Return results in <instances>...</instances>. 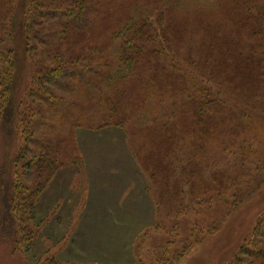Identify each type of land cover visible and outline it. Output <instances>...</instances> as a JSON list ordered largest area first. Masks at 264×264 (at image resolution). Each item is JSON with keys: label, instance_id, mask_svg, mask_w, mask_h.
Here are the masks:
<instances>
[{"label": "rangeland", "instance_id": "rangeland-1", "mask_svg": "<svg viewBox=\"0 0 264 264\" xmlns=\"http://www.w3.org/2000/svg\"><path fill=\"white\" fill-rule=\"evenodd\" d=\"M30 1L0 0V48L10 47L11 29L20 36L11 42L13 101L23 103L17 130L0 123V184L8 187L16 174L24 188L12 226L0 207V264H248L241 249L264 240V0H225L221 12L218 0H195L199 19L167 36L169 59L157 63L167 77L153 81L158 88L140 84L143 94L133 98L120 93L133 83H115L113 92L100 81L40 88L41 72L76 61L79 51L88 58L84 67L117 74L118 24L89 16L94 21L79 47L59 41L56 22L39 24L37 17L73 2ZM234 5L238 23L226 15ZM209 7L214 18L205 19L226 23V42L200 25ZM34 12L26 51L20 22ZM93 76L85 72V79ZM33 89L55 97L54 109L34 99ZM101 93L112 105H94ZM195 102L207 106L198 118L191 116ZM119 104L128 107L122 118ZM180 108L188 118L160 123ZM43 138L61 151L55 162L36 145Z\"/></svg>", "mask_w": 264, "mask_h": 264}, {"label": "trees", "instance_id": "trees-1", "mask_svg": "<svg viewBox=\"0 0 264 264\" xmlns=\"http://www.w3.org/2000/svg\"><path fill=\"white\" fill-rule=\"evenodd\" d=\"M68 1L73 2L72 5H69V7H66L62 11H49L48 13L37 15L38 20L41 19L39 24L44 20L56 22V37L59 41L71 39L77 46L84 48L86 42L82 39L83 37L85 38V35L82 34V32L83 30H89L91 25L90 22L92 23V21H94V18L92 20L89 16H95V20H100L101 22H108L112 19H116L115 23L118 25L116 34L115 32L113 33V39L119 41V47L116 53L120 58V67L117 74L116 71L108 74L101 66V69L84 67L88 58H86L85 52L79 51L80 56H77L78 59L76 61L55 65L54 68L46 69L41 72L39 74V76H41L38 80L40 88H43L42 86L53 87L59 80L66 82L63 88L65 90H71L68 84L69 81H76L82 84V86L91 87H97L100 81L101 89L109 88V92H113L118 86L115 85V83L122 85L133 83L134 85L132 86L124 87L123 92L120 91L122 97L127 98H133V94H143L138 88L140 84H143L142 88H147L148 84H151L152 89L158 88L159 85H153V81L163 82L167 77L165 75L166 70L157 65V63H160L162 55V61L165 62L169 59L168 55H165L164 53L165 44L167 45L168 43L167 36L171 33H174L176 36L182 35L187 32L190 27L195 25L196 20L199 19L195 0H152L151 3L148 0H132L129 2L126 0H77L75 3L73 0ZM218 1L220 5L218 6L219 9L217 12H221L223 11L224 6H226V2L225 0ZM29 2L31 1L25 0V3L29 4ZM141 4L145 6L141 7ZM114 5L116 6L113 7ZM101 6L103 8L102 11L100 9ZM33 9L36 10L35 8ZM237 9L239 8H237L236 5L233 6V11L231 13H228V9H226L227 17L231 16L235 23H238L241 17V11H237ZM205 11L206 15L204 14L202 17L203 19L201 20H206V16L213 17L214 13L211 7ZM35 15L36 12L31 16L24 15L23 21L21 20L20 22L21 32L22 29L24 32V35H22L21 38L26 51L31 50V39L28 35L27 29L29 26H34V24L38 23ZM213 18L209 21L213 20ZM206 21L207 23L201 21L200 24L201 26L205 25L203 28L206 27V36L209 37V31L211 28L212 31L210 32L213 33V30L215 29V35L220 40L226 42V40L229 39L230 36L226 29V23L221 22L218 25L214 23L212 24V22H209L208 20ZM109 23H107V25H109ZM245 26H248L247 23ZM246 28L248 31L251 30L249 27ZM17 34L18 33L15 32V29H11V34L9 35L10 47H8L6 51L4 48H0V123H6L9 121L8 123L14 125L15 130L18 129L20 123L22 124L20 112L23 106V103L19 102L15 105L13 101V83L16 79L14 71H16L17 61L15 59L16 54L14 49L11 47V42H15V44L20 42V36ZM230 42L233 48L238 46V44L232 41ZM226 45L229 46V44ZM232 53L237 54L235 50L232 51ZM73 54L77 55L76 52ZM177 56L179 58V55H174V57ZM90 62L92 61L90 60ZM93 70H95V72ZM85 72L93 73L94 76L85 79ZM112 75H114V77H112ZM127 90L129 91L128 93H126ZM31 96L43 105L54 109L55 97L46 96V94H43L42 90L37 91L36 89L32 90ZM95 98L97 97H91L89 102H92V99ZM104 98H106L107 101L104 100ZM97 99H99V101L94 103V105L99 108L101 105L103 107L112 105L109 95L106 96L104 93H101V98ZM108 102H110V104ZM192 106L195 107V110L193 111H196V113L192 112L191 116L193 118H198V116L202 114H198V112H200V109L206 105H199L195 102ZM115 107L117 109L114 108L116 114L119 118H122L126 114L128 107L121 104L116 105ZM174 111H171L172 117L167 116L172 118L173 121H169L170 119L168 118L160 121V123H164V127L171 123L170 126H173L174 122L180 123L184 120L186 115L181 114V108L179 114ZM160 115V119H162L163 112H161ZM58 116L62 115L58 114ZM186 118L188 117L186 116ZM174 132V129L171 133L168 132V135L171 134L169 136L170 139L173 137L172 133ZM162 133L164 135L166 130H162L158 134V138L163 136ZM47 141L48 140L43 138L39 143H35L39 148L47 152V156H50L49 158L53 159L55 162V157L59 156L61 151L58 154L55 147L52 144H48ZM37 158L38 161L43 159H41L40 156ZM53 165V161L49 162L48 167L51 169V166ZM48 167H42V170H47ZM15 176L16 174L8 187H4L0 184V191L3 187L7 188L6 193L3 191L6 196L0 201V207L4 210L2 216L4 218L7 217L11 226L16 221V217L20 212L19 209L23 206L20 203H22L23 200L21 196L24 188L18 185V180H15ZM241 253L247 257L248 264H264V240L258 243L247 244L246 248L241 249Z\"/></svg>", "mask_w": 264, "mask_h": 264}]
</instances>
